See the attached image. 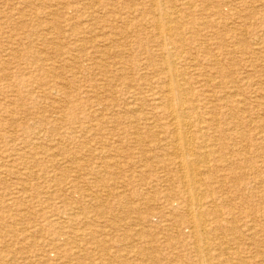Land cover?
Segmentation results:
<instances>
[{
  "label": "rangeland",
  "instance_id": "obj_1",
  "mask_svg": "<svg viewBox=\"0 0 264 264\" xmlns=\"http://www.w3.org/2000/svg\"><path fill=\"white\" fill-rule=\"evenodd\" d=\"M100 1L0 0V264H193L187 229L171 221V211L179 216L184 203L179 183L161 161L169 149L168 129L159 126L154 133L149 121H135L142 115L153 120L159 111L152 94L160 85L150 82L152 76L157 82L159 70L150 58L159 46L145 22L151 14L129 13L145 0ZM192 1L193 40L185 55L200 69L187 70L193 86L219 115L212 130L219 153L212 161L219 158V175L239 168L217 191L227 196L222 204L228 218L242 224L244 234L231 244L240 248L234 264H264V0ZM138 20L142 25L129 29ZM203 110L211 120L213 110ZM106 189L110 195L92 201ZM117 254L126 260L112 256ZM227 255L214 252L215 258ZM107 256L111 261L101 260Z\"/></svg>",
  "mask_w": 264,
  "mask_h": 264
},
{
  "label": "bare ground",
  "instance_id": "obj_2",
  "mask_svg": "<svg viewBox=\"0 0 264 264\" xmlns=\"http://www.w3.org/2000/svg\"><path fill=\"white\" fill-rule=\"evenodd\" d=\"M41 1V0H40ZM100 1V0H97ZM50 2V1H49ZM101 2V1H100ZM144 6L133 5L129 8L130 14H144L149 12L151 17L146 24L150 30L151 41L157 44V54L151 56L152 65H156L159 72L157 73V82L154 77H150L151 84L156 83L159 86V92H153L154 108L159 111L156 112L155 118H146L138 116L135 121H149L152 126L149 127L151 132H154L155 128L163 126L164 129H168V138H166V145L169 149L167 155L161 161L165 162L163 168L167 174L179 183L180 191L183 194V207L179 212V216H176L174 209L171 211V216L175 225L180 228L185 227L188 231V237L190 242V250L192 251L193 264H234L233 259L238 258L240 248L233 247L231 244L239 239V233L244 234L240 229L242 224L236 225V222H232L227 213L224 211L225 205L222 203L227 200L225 195H217V191H222L223 186L233 180L236 177L234 167H229V171L223 175H219L217 171V165H219V158H215L212 161V156H217L219 149L215 147L217 145V139L212 132L214 129L213 124L218 123V116L216 114L215 106L207 105L209 98L204 97V92L199 88L193 86L192 79L189 77L188 69L194 71L200 70L195 63L194 58L187 56L186 44L188 40H193V37H189L188 33H192L191 25H188L193 17L194 2L192 0H145ZM246 2V1H244ZM98 3V2H97ZM116 3V2H115ZM114 3V4H115ZM131 3V2H129ZM260 3V2H259ZM264 3V1H263ZM106 4V3H105ZM11 6V5H10ZM251 6V5H249ZM28 7V6H27ZM72 9L76 8L74 5H70ZM86 8H91V3H85ZM108 7V6H107ZM117 7V5H115ZM128 7V6H127ZM82 8V7H81ZM112 8V7H111ZM250 8V7H249ZM61 10V9H60ZM110 10V9H109ZM110 12V11H109ZM112 12V11H111ZM110 12V13H111ZM26 13V12H25ZM29 13V12H28ZM52 13V12H51ZM113 13V12H112ZM197 13V12H196ZM56 14V13H55ZM58 14V13H57ZM60 14V13H59ZM201 14V13H200ZM24 15V14H22ZM235 15V14H234ZM264 15V14H263ZM57 16V15H55ZM77 16V15H76ZM86 16V15H85ZM102 16V15H101ZM107 16V14H106ZM144 17L146 15H143ZM197 16V15H196ZM80 17V16H79ZM97 17V16H96ZM236 18V16H233ZM74 18V17H73ZM133 18V17H132ZM87 19V18H86ZM264 21V16H262ZM76 20V18L74 19ZM97 20V19H96ZM104 20V19H103ZM146 20V19H145ZM243 20V19H242ZM43 21V20H42ZM41 21V22H42ZM124 21V20H123ZM128 21V20H125ZM124 21V22H125ZM200 20L195 17L193 24H199ZM223 21V20H222ZM225 21V20H224ZM30 22V21H29ZM62 22V21H61ZM73 22V21H72ZM79 22V21H78ZM142 21L138 20V24H133V27L128 24L129 29L137 30ZM210 22V21H209ZM221 22V21H219ZM218 22V23H219ZM241 22V21H239ZM40 23V22H39ZM38 23V24H39ZM53 27L59 31V26L56 21H53ZM80 23V22H79ZM83 23V22H82ZM208 23V22H207ZM214 23V20L211 24ZM145 24V25H146ZM201 24V23H200ZM203 24V22H202ZM255 24V23H254ZM70 26V24H68ZM228 25V23L226 24ZM250 25V24H249ZM74 28V25H72ZM89 26V25H88ZM113 26V25H112ZM118 26V25H117ZM139 26V27H138ZM204 26V25H203ZM238 26V25H237ZM12 27V26H11ZM52 27V28H53ZM76 27V26H75ZM17 28V27H15ZM42 29V28H41ZM40 29V30H41ZM52 30V29H51ZM78 30V29H77ZM115 30V29H114ZM143 30V29H142ZM219 30V29H218ZM18 31V30H17ZM43 31V30H41ZM79 31V30H78ZM75 31V32H78ZM230 31V30H228ZM68 32V31H67ZM81 32V31H80ZM87 32V31H86ZM142 32V31H141ZM144 32V31H143ZM217 32V30H216ZM243 32V31H242ZM250 32V30H249ZM38 33V32H37ZM41 33V32H40ZM48 33V32H47ZM74 33V32H73ZM94 33V32H93ZM198 33V32H197ZM218 33V32H217ZM105 34V33H104ZM1 35V34H0ZM12 35V34H11ZM97 35V34H96ZM67 37V36H66ZM198 37V36H197ZM226 37V36H225ZM259 37V36H257ZM256 37V38H257ZM9 38V37H8ZM7 38V39H8ZM121 38V37H120ZM119 38V39H120ZM255 38V39H256ZM13 39V38H11ZM8 39V40H11ZM44 39V38H42ZM82 39V38H81ZM94 39V38H93ZM97 39V37H96ZM122 39V38H121ZM206 39V38H205ZM233 39V38H231ZM251 39V38H250ZM6 40V39H5ZM41 40V39H39ZM99 40V38H98ZM44 40H41V42ZM213 41V40H212ZM69 42V41H68ZM264 42V41H263ZM201 43V42H200ZM196 44V43H194ZM13 45V44H12ZM35 45V44H34ZM52 45V44H51ZM114 45V44H113ZM260 43L257 41L256 46L259 47ZM47 46V45H46ZM6 47V46H4ZM19 47V46H18ZM41 47V46H40ZM101 47V46H100ZM106 47V46H105ZM59 48V47H58ZM208 49V48H207ZM210 49V48H209ZM43 50V49H42ZM53 50V49H52ZM109 50V49H107ZM135 50V49H134ZM74 51V50H73ZM112 52V50H110ZM115 51V50H113ZM4 52V51H3ZM18 52V51H17ZM109 52V53H111ZM115 53V52H114ZM2 54V53H1ZM4 54V53H3ZM106 54V53H104ZM187 54V55H185ZM10 55V54H9ZM32 55V54H31ZM64 56V55H63ZM77 56V54H76ZM5 57V55H4ZM28 57V55L26 56ZM83 57V56H81ZM86 58V57H85ZM83 58V59H85ZM111 60V59H110ZM113 61V60H112ZM258 61V60H257ZM118 62V61H117ZM262 62V61H259ZM78 63V62H77ZM155 63V64H154ZM264 63V62H263ZM208 64V63H207ZM54 66V65H53ZM13 67V66H12ZM123 67V66H122ZM35 68V67H34ZM37 68V67H36ZM62 68V67H60ZM9 69V68H8ZM121 69V68H120ZM68 70V69H67ZM11 71V70H10ZM59 71V70H58ZM57 71V73H58ZM95 71V70H94ZM156 71V70H155ZM40 72V71H38ZM117 72V71H116ZM154 72V71H153ZM45 73V72H44ZM62 73V72H61ZM121 73V71L119 72ZM118 73V76H119ZM154 72V76H155ZM197 73V72H195ZM48 74V73H47ZM78 74V73H77ZM86 74V73H85ZM117 74V73H116ZM198 74V73H197ZM136 75V74H135ZM146 75V74H145ZM198 75H202L200 72ZM214 75V74H213ZM42 76V75H41ZM41 78V77H40ZM205 78V77H204ZM202 78V79H204ZM46 79V78H44ZM145 79V78H144ZM147 79V78H146ZM116 80V79H115ZM123 81V80H122ZM149 81V79H148ZM218 81V80H217ZM222 81V80H220ZM118 82V80L116 81ZM197 82V79H196ZM202 82V81H201ZM198 78V83H201ZM206 82V81H205ZM256 82V81H255ZM35 83V82H34ZM132 83V82H131ZM130 83V84H131ZM137 83V82H135ZM207 83V82H206ZM68 84V83H66ZM261 84V83H260ZM264 84V83H263ZM202 85V83L200 84ZM199 85V87H200ZM217 85V84H216ZM241 85V84H238ZM134 86V85H132ZM214 86V85H213ZM68 87V86H67ZM124 87V86H123ZM127 87V86H126ZM145 87V86H144ZM147 87V86H146ZM235 87V86H234ZM257 87V86H256ZM22 88V87H21ZM130 88V87H129ZM227 88V87H226ZM236 88V87H235ZM254 88V87H253ZM252 88V89H253ZM258 88V87H257ZM37 89V88H36ZM62 90V88H61ZM128 90V89H127ZM126 90V91H127ZM254 90V89H253ZM263 90V88H262ZM41 91V89H40ZM53 93L52 90H50ZM227 91V90H226ZM244 91V90H243ZM11 92V91H8ZM15 92V91H14ZM44 92V91H43ZM48 92V91H47ZM210 92V91H209ZM253 92V91H252ZM255 92V91H254ZM12 93V92H11ZM56 93V92H55ZM60 93V91H59ZM224 93V92H223ZM231 93V92H229ZM14 94V93H13ZM233 94V93H232ZM42 95V94H41ZM98 95V93H97ZM231 96V94H228ZM99 97V96H98ZM102 97V96H101ZM115 97V96H114ZM54 98V97H53ZM85 98V97H84ZM92 98V97H91ZM113 98V97H112ZM110 98V99H112ZM116 98V97H115ZM89 99V98H87ZM102 99V98H101ZM147 99V98H146ZM152 99V98H151ZM98 100V99H97ZM100 100V99H99ZM103 100V99H102ZM107 100V99H106ZM119 100V99H118ZM150 100V99H149ZM75 101V100H74ZM92 101V100H91ZM96 101V100H95ZM113 101V100H111ZM116 101V100H115ZM243 101V100H242ZM256 101V100H255ZM260 101V100H259ZM262 101V100H261ZM108 102V101H107ZM106 102V103H107ZM110 102V101H109ZM264 102V101H263ZM54 103V102H52ZM51 103V104H52ZM100 103V102H99ZM113 103V102H112ZM256 103V102H255ZM89 104V103H88ZM105 104V103H104ZM108 104V103H107ZM128 104V103H127ZM79 105V104H78ZM241 105V104H240ZM36 106V105H34ZM247 106V105H246ZM260 106V105H259ZM82 107V106H81ZM138 107V105H137ZM204 107H208L213 110L211 120H206L204 116ZM242 107V106H241ZM245 107V106H244ZM80 108V107H79ZM240 108V107H239ZM59 109V108H58ZM70 109H72L70 107ZM77 109V108H76ZM75 109V110H76ZM242 109V108H241ZM246 109V108H245ZM132 110V109H131ZM255 110V109H254ZM58 111V110H56ZM54 111V112H56ZM110 111V110H109ZM142 111V110H141ZM92 112V111H91ZM222 112V111H221ZM223 113V112H222ZM263 113V112H262ZM261 113V114H262ZM246 116V114L244 113ZM260 115V114H259ZM263 115V114H262ZM261 115V116H262ZM210 117V116H209ZM232 117V116H231ZM264 117V116H263ZM250 118V117H249ZM261 118V117H260ZM62 120V116L59 120ZM98 119V118H97ZM231 119H234L232 117ZM16 120V119H15ZM13 119V121H15ZM117 120V119H116ZM134 120V119H133ZM250 120V119H249ZM12 121V122H13ZM51 121V120H50ZM93 121V120H92ZM91 121V123H92ZM105 121V120H104ZM115 121V120H114ZM151 121V122H150ZM10 122V121H9ZM48 122V121H45ZM95 122V121H94ZM101 122V121H100ZM247 122V121H246ZM253 122V121H251ZM256 122V121H255ZM254 122V123H255ZM260 122V121H259ZM261 123V122H260ZM259 123V124H260ZM44 124V123H42ZM84 124V123H83ZM124 124V123H123ZM132 124V123H131ZM164 124V125H162ZM82 125V123H81ZM110 125V124H109ZM236 128L237 122L231 124ZM130 126V124H129ZM231 126V127H232ZM263 126V125H261ZM73 127V126H72ZM75 127V126H74ZM113 127V126H112ZM109 127V128H112ZM103 128V127H102ZM145 128V127H144ZM123 129V128H122ZM121 129V130H122ZM162 129V128H161ZM230 129V128H229ZM250 129V128H249ZM65 130V129H64ZM242 130V129H241ZM56 131V130H55ZM58 131V130H57ZM127 131V130H126ZM162 131V130H161ZM221 131V130H220ZM141 132V131H140ZM149 132V131H148ZM248 132V131H247ZM245 132L244 134H246ZM253 132V131H252ZM260 132V131H259ZM213 133V134H212ZM243 133V132H242ZM256 133V132H255ZM261 133V132H260ZM239 134V133H238ZM241 134V133H240ZM250 134V133H249ZM82 135V134H81ZM94 135V134H93ZM138 135V134H137ZM135 135V136H137ZM217 135V134H216ZM45 136V135H44ZM47 136V135H46ZM75 136V135H74ZM161 136V135H158ZM255 136V135H254ZM48 137V136H47ZM134 137V136H132ZM143 136L138 135V139L141 141ZM242 137V136H241ZM263 137V136H262ZM44 138V137H43ZM226 138V137H225ZM257 138V137H256ZM41 139V138H40ZM219 139V138H218ZM229 139V138H228ZM247 139V138H246ZM123 140V139H122ZM121 140V141H122ZM232 140V139H231ZM237 140V139H236ZM239 140V138H238ZM243 140V139H242ZM241 140V144H242ZM258 140V139H257ZM39 141V140H38ZM45 141V140H44ZM95 141V140H94ZM125 141V140H124ZM262 141V140H261ZM55 142V141H54ZM244 142V141H243ZM52 143V142H51ZM71 143V142H70ZM140 143V142H138ZM54 144V143H53ZM57 144V143H55ZM108 144V143H107ZM111 144V143H110ZM109 144V145H110ZM25 145V144H24ZM60 145V144H58ZM117 145H119L117 143ZM151 145V144H150ZM165 145V144H164ZM253 145V144H252ZM27 146V145H26ZM126 146V145H125ZM16 147V146H15ZM54 147V146H52ZM57 147V146H56ZM156 147V146H155ZM236 147V146H235ZM240 147V146H239ZM244 147V146H243ZM242 147V148H243ZM253 147V146H252ZM17 148V147H16ZM15 148V149H16ZM19 148V147H18ZM84 149V148H83ZM248 149V148H247ZM253 149V148H252ZM231 150V149H230ZM255 150V149H254ZM256 151V150H255ZM258 151V150H257ZM260 151V150H259ZM65 152V151H64ZM234 152V151H233ZM252 152V150H251ZM66 153V152H65ZM152 153V152H151ZM230 153V152H229ZM138 154V153H137ZM235 154V153H234ZM237 154V152H236ZM257 154V152H256ZM53 155V154H52ZM110 155V154H109ZM232 155V154H231ZM18 156V155H17ZM54 156V155H53ZM79 156V155H78ZM143 156V155H142ZM239 155H237L238 157ZM250 157V155H248ZM256 156V155H255ZM83 157V156H81ZM103 157V156H102ZM163 157V156H161ZM248 157V160H249ZM263 157V156H262ZM59 158V157H58ZM105 158V157H104ZM117 158V157H116ZM149 158V157H148ZM70 159V158H69ZM120 159V158H118ZM147 159V158H146ZM94 160V158H93ZM131 160V159H130ZM134 160V159H132ZM143 160V159H142ZM77 161V160H75ZM253 161V160H252ZM52 162V160H51ZM67 162V161H65ZM122 162V161H121ZM130 162V161H129ZM128 162V163H129ZM159 162V161H158ZM244 160L242 161V163ZM258 162V161H257ZM5 163V162H4ZM3 163V164H4ZM57 163V162H56ZM139 163V162H138ZM143 163V162H142ZM2 164V162H1ZM116 164V163H115ZM118 164V163H117ZM159 164V163H158ZM237 164V163H236ZM120 165V164H119ZM129 165V164H127ZM149 167L151 164H145ZM243 165V164H242ZM74 166V165H73ZM109 164L107 165V167ZM156 166V164H155ZM33 167V166H32ZM89 167V166H88ZM104 167V166H103ZM125 167V166H124ZM153 167V166H152ZM239 167V166H237ZM244 167V166H243ZM258 167V166H257ZM27 168V167H26ZM31 168V167H30ZM34 168V167H33ZM69 168V166H68ZM87 168V167H86ZM129 168V167H128ZM127 168V169H128ZM260 168V167H259ZM44 169V168H43ZM64 169H66L64 167ZM63 169V170H64ZM119 169V168H118ZM97 174H101L100 168L94 169ZM109 170V169H108ZM134 170V169H133ZM145 170V169H144ZM21 171V170H20ZM40 172V170H38ZM85 171V169H84ZM124 171V170H123ZM148 171V170H147ZM248 171V170H247ZM72 172V171H71ZM105 172V171H103ZM132 172V171H131ZM239 172V171H238ZM237 172V176H238ZM262 172V171H261ZM14 173V172H13ZM38 173V172H37ZM69 173V172H68ZM82 173V172H81ZM109 173V172H108ZM113 173V172H112ZM240 173V172H239ZM242 173V172H241ZM17 174V173H16ZM33 174V173H32ZM79 174V173H78ZM143 175V174H142ZM242 175V174H241ZM29 176V175H28ZM114 176V175H113ZM118 176V175H117ZM244 176V175H243ZM7 177V175H6ZM30 177V176H29ZM52 177V176H51ZM239 177V176H238ZM3 178V177H2ZM10 178V177H9ZM36 178V177H35ZM120 178V177H118ZM121 177L120 179H122ZM169 178V177H168ZM244 178V177H243ZM160 179V178H159ZM6 180V179H5ZM22 180V179H21ZM93 180V179H92ZM116 180V179H115ZM127 180V179H126ZM98 181V180H97ZM258 181V180H257ZM260 181V180H259ZM93 182V181H92ZM114 182V181H113ZM261 182V181H260ZM68 183V182H67ZM70 183V182H69ZM137 183V182H136ZM251 183V182H250ZM71 184V183H70ZM69 184V185H70ZM75 184V183H74ZM96 184V183H95ZM172 184V183H171ZM76 185V184H75ZM78 185V184H77ZM97 185H100L97 184ZM253 185V184H252ZM45 186V185H44ZM56 186V185H55ZM67 186V185H66ZM74 186V185H71ZM92 186V185H91ZM95 186V185H94ZM243 186V185H242ZM254 186V185H253ZM252 186V187H253ZM112 187V186H111ZM226 187V186H224ZM57 188V187H56ZM121 188V187H119ZM248 188V187H247ZM44 189V188H43ZM111 189V188H110ZM249 189V188H248ZM251 189V187H250ZM253 189V188H252ZM264 189V188H263ZM103 190V189H102ZM55 191V190H54ZM59 191V190H57ZM81 191V190H80ZM105 192L93 195L92 201L100 200L103 195H110V191L107 189ZM229 191V190H228ZM56 192V191H55ZM89 192V191H88ZM130 192V191H129ZM224 192V191H223ZM256 192V191H255ZM86 193V192H85ZM122 193V192H121ZM236 193V192H235ZM78 194V192H77ZM222 194V193H220ZM224 194V193H223ZM79 195V194H78ZM123 195V194H122ZM81 196V195H80ZM115 196V195H114ZM245 196V194H244ZM243 197V196H242ZM241 197V198H242ZM245 198V197H243ZM262 198V197H261ZM124 199V198H123ZM235 199V198H234ZM252 199V197H251ZM108 200V199H107ZM118 200V199H117ZM90 201V200H89ZM88 201V202H89ZM104 201V200H102ZM106 201V199H105ZM111 201V200H110ZM164 201V200H163ZM166 201V200H165ZM125 202V201H124ZM123 202V203H124ZM151 202V201H150ZM95 203V202H94ZM104 203V202H103ZM106 203V202H105ZM248 203V202H247ZM144 204V203H142ZM256 204V203H255ZM261 204V203H258ZM78 205V204H77ZM95 205V204H94ZM122 205V204H121ZM247 205V204H245ZM254 205V204H253ZM257 205V204H256ZM255 205V206H256ZM9 206V205H8ZM105 206V205H104ZM123 206V205H122ZM235 206V205H234ZM233 206V207H234ZM3 207V206H2ZM98 207V205H97ZM103 207V206H102ZM106 207V206H105ZM247 207V206H246ZM95 208V207H94ZM181 208V207H180ZM240 208V207H239ZM144 209V208H143ZM260 209V208H259ZM262 209V208H261ZM77 210V209H76ZM106 210V209H105ZM9 211V210H7ZM254 211V210H253ZM252 211V212H253ZM59 212V211H58ZM92 213V212H91ZM128 213V212H127ZM226 213V214H225ZM22 215V214H20ZM74 215V214H73ZM77 215V214H76ZM89 215V214H88ZM91 215V214H90ZM116 215V214H114ZM118 215V214H117ZM116 215V216H117ZM111 216V215H110ZM256 216V215H255ZM82 217V216H81ZM80 217V218H81ZM94 217V216H93ZM89 218V216H88ZM100 218V217H99ZM72 219V218H71ZM94 219V218H93ZM234 219V218H233ZM247 219V218H246ZM57 220V219H56ZM65 220V219H64ZM67 220V219H66ZM102 220V217L101 219ZM106 220V219H105ZM119 220V219H118ZM248 220V219H247ZM83 221V220H82ZM99 221V220H98ZM161 221V220H160ZM165 221V220H164ZM91 222V221H90ZM129 222V221H128ZM158 222V221H157ZM101 223V221H100ZM113 223V222H112ZM134 223V222H133ZM254 222H252L253 224ZM86 224V223H85ZM110 224V223H108ZM159 224V223H157ZM111 225V224H110ZM245 227L248 226L249 232L252 233L253 226L243 223ZM139 226V225H138ZM155 226V225H154ZM264 227V226H263ZM127 228V227H126ZM135 228V227H134ZM171 228V227H170ZM139 229V228H137ZM136 229V230H137ZM141 229V228H140ZM139 229V230H140ZM174 229V228H173ZM256 230V229H255ZM118 231V230H117ZM120 231V230H119ZM177 231V230H176ZM89 232V231H88ZM92 232V231H91ZM99 232V231H98ZM109 232V231H107ZM254 232V231H253ZM27 233V232H26ZM256 233V232H255ZM83 234V233H82ZM81 234V235H82ZM175 234V232H174ZM257 234V233H256ZM26 235V234H25ZM131 235V234H130ZM83 236V235H82ZM98 236V235H97ZM134 236V235H133ZM174 236V235H173ZM244 236V235H243ZM255 236V235H254ZM85 237V235H84ZM246 237V236H245ZM244 237V238H245ZM91 238V237H90ZM89 238V239H90ZM98 238V237H97ZM172 238V237H171ZM249 239V238H248ZM95 244L100 242L96 238H92ZM259 240V239H258ZM103 241V240H102ZM256 241V240H255ZM152 242V241H151ZM150 242V243H151ZM241 242V241H240ZM253 242V241H252ZM93 243V244H94ZM103 243V242H101ZM100 243V245H101ZM263 243V242H262ZM152 244V243H151ZM184 244H187L186 242ZM157 245V244H156ZM176 245V244H175ZM180 245V244H179ZM254 245V243H253ZM186 246V245H185ZM184 246V247H185ZM238 246V245H237ZM91 246H89L90 248ZM156 247V246H155ZM173 247V246H172ZM179 247V246H178ZM83 248V247H82ZM160 248V247H158ZM162 248V247H161ZM86 249V248H84ZM88 249V248H87ZM97 249V248H96ZM132 249V248H130ZM170 250V249H169ZM219 252V255L224 256L229 254L225 258H215L214 252ZM249 251V250H248ZM253 251V250H252ZM251 251V253H252ZM264 251V250H263ZM116 252V251H115ZM250 252V251H249ZM103 253V252H102ZM119 253V252H117ZM116 254V253H114ZM120 254V253H119ZM125 254V252H124ZM163 254V253H162ZM168 254V253H167ZM164 255V254H163ZM115 258L124 259L121 255L115 256ZM153 256V254H152ZM237 256V257H235ZM141 257V256H140ZM144 257V256H143ZM148 257V256H147ZM180 260H185V256L178 254ZM101 258V257H100ZM151 258V257H150ZM149 258V259H150ZM157 258V257H156ZM175 258V257H174ZM131 259V258H130ZM102 261H111L110 257L101 258ZM126 260V259H124ZM240 261V262H239ZM239 264H249L246 260H239ZM21 263V262H20ZM100 264V263H99ZM123 264H129L126 260Z\"/></svg>",
  "mask_w": 264,
  "mask_h": 264
}]
</instances>
